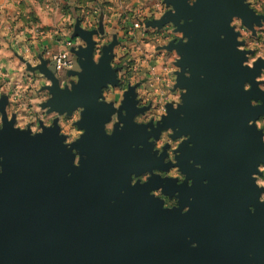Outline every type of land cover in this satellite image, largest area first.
Segmentation results:
<instances>
[{"label": "water", "instance_id": "95a60500", "mask_svg": "<svg viewBox=\"0 0 264 264\" xmlns=\"http://www.w3.org/2000/svg\"><path fill=\"white\" fill-rule=\"evenodd\" d=\"M169 2L177 15L168 14L163 23L185 20L179 30L190 42L177 50L183 57L179 66L191 71V79L180 75L178 86L188 90L184 106L177 111L168 106L161 128H179L177 137H191L178 149V163L192 185L153 175L145 185L137 181L130 186L132 174L165 171L169 164L156 158L144 128L132 123L138 110L131 89L122 105L128 113L126 120L121 117L124 130L105 135L103 125L112 109L98 104L97 97L106 82L115 85V77L106 63H91L90 43L88 53H81L88 60L80 85L72 93L52 90L56 110L86 109L79 125L86 134L72 146L82 156L79 168L73 167L72 151L63 146L58 129L35 138L7 123L0 131V264H264V205L250 180L255 164L264 160V145L259 133L247 127L248 119L264 113V108L251 109L249 99L264 96L255 85L243 92V83L258 69L254 74L241 68V54L234 51L227 28L232 15L244 16L249 27L258 18L241 0H199L192 8L186 0ZM221 34L227 37L223 41ZM151 135L158 138L159 133ZM159 187L170 197L179 194L178 208L163 209L162 201L150 196ZM250 205L255 214L248 211ZM186 206L190 211L181 215ZM30 207L31 214H21L20 223V208ZM32 226L39 232L67 228L68 235L61 236L65 244L56 246L60 252H44L40 245L35 253L20 255V235Z\"/></svg>", "mask_w": 264, "mask_h": 264}, {"label": "clouds", "instance_id": "9594fccd", "mask_svg": "<svg viewBox=\"0 0 264 264\" xmlns=\"http://www.w3.org/2000/svg\"><path fill=\"white\" fill-rule=\"evenodd\" d=\"M198 2L186 0L189 8ZM241 6L258 18V23L252 22L249 27L244 16L232 15L227 24L234 51L242 57L241 68L254 74L258 69V75L245 81L242 90L249 93L255 85L264 96V0H241ZM168 14L177 15L169 0H0V131L7 123L13 131L27 132L35 138L45 130L58 129L63 146L72 151L73 167L79 168L81 155L72 146L86 134V129L79 126L86 109L77 106L70 112L56 110L51 103L52 90L72 93L80 85L83 64L88 60L81 53H88L91 43V63L96 67L106 63L115 77V85L106 82L97 97L98 104L112 109L103 125L105 135L112 137L115 131L124 130L128 113L122 105L131 89L138 110L132 123L144 128L156 158L164 157V164L172 165L166 172L154 169L139 176L132 174L130 186L141 177L139 183L145 185L153 175L183 184L187 177L179 167L178 149L191 137H177L179 128L161 125L169 116L167 106L172 111L184 106L188 90L178 86L179 77L183 74L191 79V71L179 66L183 57L177 47L190 41L179 30L184 19L179 24L170 19L163 23ZM187 22L192 23L191 19ZM219 38L223 41L227 37L221 34ZM248 104L253 110L261 109L264 99L250 98ZM247 127L259 133V143L264 145V113L248 119ZM154 131H158V138L151 135ZM139 147L143 149L142 144ZM188 147L193 145L189 143ZM3 161L0 156V175L4 173ZM189 164L197 170L202 168L191 160ZM250 180L259 192L258 202L264 205V160L255 164ZM188 184L191 186L192 181ZM150 196L163 201V209L178 207L179 194L169 199L164 187L152 190ZM166 201L175 202V206ZM189 211L186 206L181 215ZM248 211L255 214L256 209L250 205ZM190 247L195 249L198 244L193 242Z\"/></svg>", "mask_w": 264, "mask_h": 264}, {"label": "flooded vegetation", "instance_id": "af4514ba", "mask_svg": "<svg viewBox=\"0 0 264 264\" xmlns=\"http://www.w3.org/2000/svg\"><path fill=\"white\" fill-rule=\"evenodd\" d=\"M162 158L164 159V157H162ZM166 180H168V179H166ZM174 184L178 185L176 181ZM183 184L189 185L188 179H186ZM183 184H180V185H183ZM165 195H167V194H165ZM167 196L169 197V199L174 197V196L170 197L169 195H167ZM162 203H163V201H162ZM166 203L169 204L170 206H175V202L166 201ZM178 207H179V201H178ZM32 210L33 209L31 207L28 209L20 208V223H21V214H23V215L31 214ZM56 213L58 214V216H57L58 220L59 221L62 220L61 217L59 216L61 214V212L56 211ZM51 220H52V216L50 217V221ZM46 221H48V220H46ZM27 231H30V232H26V233H24V235H20V255L33 253V252L35 253L34 248L37 246H40V245H41L40 249L43 250L44 252H48V253L60 252L61 249L58 250L56 248V246L61 245L62 243L65 244V242L63 241V238L61 237L65 231H66V236L68 235L67 234V228L64 230V228H60L57 226L56 227L52 226L50 229L45 228V231L41 230L40 232L32 226V227H27ZM48 231H49V234H48ZM180 238L181 239H183V238L188 239L189 236L186 237V236L182 235V236H180ZM52 246H53V248H51ZM47 248H51V249H47ZM66 250H67V253H70V254L79 253L78 250L73 249V248H66Z\"/></svg>", "mask_w": 264, "mask_h": 264}, {"label": "rangeland", "instance_id": "374dc122", "mask_svg": "<svg viewBox=\"0 0 264 264\" xmlns=\"http://www.w3.org/2000/svg\"><path fill=\"white\" fill-rule=\"evenodd\" d=\"M255 23H258V22H255ZM251 27V26H250ZM168 107V106H167ZM166 148H167V146H165ZM82 157V156H81ZM172 167V165L169 163V166H168V168L170 169ZM169 169H167V170H165L164 172H166V171H168ZM138 181H142V177L141 178H136ZM167 179V178H166ZM169 211H172V209L171 210H169Z\"/></svg>", "mask_w": 264, "mask_h": 264}]
</instances>
